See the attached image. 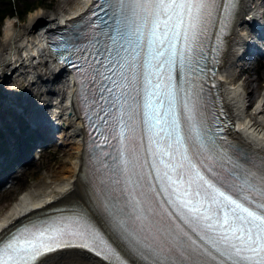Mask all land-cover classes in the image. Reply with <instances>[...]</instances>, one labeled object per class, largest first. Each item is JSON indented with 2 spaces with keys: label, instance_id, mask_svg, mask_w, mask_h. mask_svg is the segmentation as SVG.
<instances>
[{
  "label": "snow or ice",
  "instance_id": "6c2138e0",
  "mask_svg": "<svg viewBox=\"0 0 264 264\" xmlns=\"http://www.w3.org/2000/svg\"><path fill=\"white\" fill-rule=\"evenodd\" d=\"M115 2L118 24L123 30L117 28L112 39L119 37L129 46L134 45L108 49V70L118 64L128 71L105 76L116 87L110 85L104 91L111 94L120 89L119 96L109 97V106H117L114 118L121 129V144L133 157L122 163L127 167L137 162L135 149L128 145L134 140L139 115L151 133L148 139L152 168L159 177L160 192L167 194L164 202L169 212L162 214L159 204L153 207L144 191L137 193L139 199L132 196L140 180L138 175L128 197L123 199L114 192L105 195L102 187L100 208L116 229L151 259V264H209L214 254L231 264H264V173L229 168L226 154H221L214 141L190 143L199 137L194 90H183L181 102L192 121L183 137L176 119L175 103L181 90L173 83L171 72L176 68L177 80L181 72L195 73L198 59L194 54L198 49L194 45L205 31L215 0ZM144 52L147 59L142 56ZM112 115L104 111L102 119ZM87 215L82 210L40 230H27L6 244L0 243V264H39L42 256L71 247L67 242L70 237L97 242L98 233L88 225Z\"/></svg>",
  "mask_w": 264,
  "mask_h": 264
},
{
  "label": "bare ground",
  "instance_id": "6f19581e",
  "mask_svg": "<svg viewBox=\"0 0 264 264\" xmlns=\"http://www.w3.org/2000/svg\"><path fill=\"white\" fill-rule=\"evenodd\" d=\"M89 6L90 0H60L52 12L36 9L28 15L25 22L6 20L2 26L0 94L8 103L12 99L9 94L12 95L17 90L25 93L23 102L26 111L31 119L34 118L37 127L43 124L47 110L54 108V123L61 126L58 131H62L64 135L62 143L69 146V150L65 152L67 158H59L60 166L49 171L50 178L56 177L49 186L31 187L0 214V235L5 232L2 236L21 224L23 218L30 215L36 217L65 204L80 205L101 222L107 219L103 217L104 211L99 206L95 180H92L87 161L83 123L68 103L73 92L68 83V75L61 65L54 64L44 48L47 30L79 17ZM248 15L252 18H264V2L240 1V14L231 30L218 71L219 96L230 118L231 135L236 144L245 150L252 161L264 166V93L261 100L249 108L247 104L256 97L255 89H246L250 82L247 77L237 79L238 70L242 71L244 68L239 64L241 51L244 47H250L245 28V17ZM52 82L55 86H47ZM13 118L16 119L15 115ZM7 123L1 121L2 131L12 135L16 129L7 126ZM3 187L5 186H0V191ZM39 264L104 263L80 251H66L54 254Z\"/></svg>",
  "mask_w": 264,
  "mask_h": 264
},
{
  "label": "rangeland",
  "instance_id": "374dc122",
  "mask_svg": "<svg viewBox=\"0 0 264 264\" xmlns=\"http://www.w3.org/2000/svg\"><path fill=\"white\" fill-rule=\"evenodd\" d=\"M58 1L60 0H13L11 3L15 6L16 15L5 16V18L0 21V37L2 35V26L6 20L16 19L18 22H25L28 15L36 9L42 8L48 12L54 11ZM26 2L30 3L32 6L31 8L33 9L26 10V4H24ZM7 4V1L1 0L0 10L3 9ZM34 6L36 7L34 8ZM248 40L251 42V44L256 45V40L252 39V34H250ZM239 76L240 79L247 77L250 80L249 85L246 88L247 90H251L252 88L255 89V99L249 101L247 104L249 106H253V104L261 100V96L264 93V68L248 69ZM29 79L32 78L29 77ZM47 86L53 87L55 84L52 82L48 83ZM9 95L12 97V99L8 102L9 104L4 100V96L1 95L0 97V117L9 115L8 117L11 118L14 115H17L18 113L15 109L16 105L23 106V109L26 111V107H24L23 102L25 99V93L17 90L12 95ZM3 120L5 121V119ZM63 137L64 135L62 132L55 134L53 138V145L42 150L39 155H36L37 152H35V159L33 160L32 165L28 167L27 171L19 178L12 180L11 183L6 184V186L2 188L0 191V214L26 190H29L33 186L37 188H44L45 186H49L50 182L56 179V177L50 178L48 173L51 168H57L60 166L58 163L59 158H67L65 152L69 150V146H67L65 143H62Z\"/></svg>",
  "mask_w": 264,
  "mask_h": 264
},
{
  "label": "trees",
  "instance_id": "16d2710c",
  "mask_svg": "<svg viewBox=\"0 0 264 264\" xmlns=\"http://www.w3.org/2000/svg\"><path fill=\"white\" fill-rule=\"evenodd\" d=\"M4 1H7L8 4L3 9L0 10V21L3 20L6 15H15L16 14L15 6L11 3V2H13V0H4ZM24 4H26V10L27 9H33V8H31L32 6L30 3L26 2ZM35 7L36 6H34V8Z\"/></svg>",
  "mask_w": 264,
  "mask_h": 264
}]
</instances>
